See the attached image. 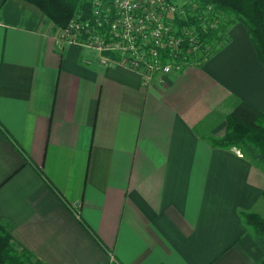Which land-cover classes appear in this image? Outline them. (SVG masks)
I'll return each instance as SVG.
<instances>
[{
  "label": "crops",
  "instance_id": "0c3cea01",
  "mask_svg": "<svg viewBox=\"0 0 264 264\" xmlns=\"http://www.w3.org/2000/svg\"><path fill=\"white\" fill-rule=\"evenodd\" d=\"M53 28L35 4L0 0V219L17 247L44 264H257L240 211L264 217V168L205 139L241 100L264 112L245 24L151 83L87 64L95 52Z\"/></svg>",
  "mask_w": 264,
  "mask_h": 264
},
{
  "label": "built area",
  "instance_id": "2783aa9c",
  "mask_svg": "<svg viewBox=\"0 0 264 264\" xmlns=\"http://www.w3.org/2000/svg\"><path fill=\"white\" fill-rule=\"evenodd\" d=\"M64 26L54 24L52 37L95 52L89 65L120 66L139 73L146 83L172 71L199 64L211 52L203 37L219 27L212 6L173 0H87ZM239 155H243L237 149ZM115 258L105 264H114Z\"/></svg>",
  "mask_w": 264,
  "mask_h": 264
},
{
  "label": "trees",
  "instance_id": "16d2710c",
  "mask_svg": "<svg viewBox=\"0 0 264 264\" xmlns=\"http://www.w3.org/2000/svg\"><path fill=\"white\" fill-rule=\"evenodd\" d=\"M26 1L38 6L46 18L59 26L66 25L81 7L88 6L87 0ZM200 5H211L214 15L218 12L232 15L228 25L234 21L245 24L264 64V0H200ZM228 25H220L219 22L217 29L210 27L207 33H203V37L208 42L222 40ZM205 139L213 146H237L264 168V112L244 100L239 101L227 115L225 134L219 137L208 135ZM240 215L249 231L238 242L257 264H264V217L256 210H243ZM0 264H44L25 246L17 247L9 225L1 219Z\"/></svg>",
  "mask_w": 264,
  "mask_h": 264
},
{
  "label": "rangeland",
  "instance_id": "374dc122",
  "mask_svg": "<svg viewBox=\"0 0 264 264\" xmlns=\"http://www.w3.org/2000/svg\"><path fill=\"white\" fill-rule=\"evenodd\" d=\"M175 3H178V4H183L185 2H190V4H193V5H199L200 4V0H173ZM201 9H205L206 7H200ZM216 15L220 18V25L222 24H227L228 25V21L230 18H232V15L231 16H226L223 12H218L216 13ZM223 35V32L221 33ZM224 35H226L223 39H225L227 37V28H226V31L224 32ZM222 40H219V39H214L212 42H209L207 43L206 45V49L207 51L206 52H212L213 49H215V47H218L219 44L223 41Z\"/></svg>",
  "mask_w": 264,
  "mask_h": 264
}]
</instances>
